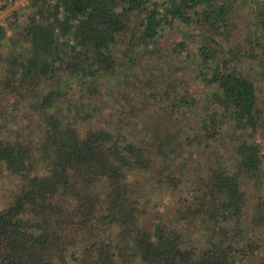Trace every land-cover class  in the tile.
Returning a JSON list of instances; mask_svg holds the SVG:
<instances>
[{"label":"trees","instance_id":"trees-1","mask_svg":"<svg viewBox=\"0 0 264 264\" xmlns=\"http://www.w3.org/2000/svg\"><path fill=\"white\" fill-rule=\"evenodd\" d=\"M3 19L0 264H264V0Z\"/></svg>","mask_w":264,"mask_h":264},{"label":"rangeland","instance_id":"rangeland-1","mask_svg":"<svg viewBox=\"0 0 264 264\" xmlns=\"http://www.w3.org/2000/svg\"><path fill=\"white\" fill-rule=\"evenodd\" d=\"M28 0H0V4L7 3L8 6L6 8L0 7V23L4 22V16L5 13H7L8 10L12 9L13 7H16L17 5H22L27 3Z\"/></svg>","mask_w":264,"mask_h":264}]
</instances>
